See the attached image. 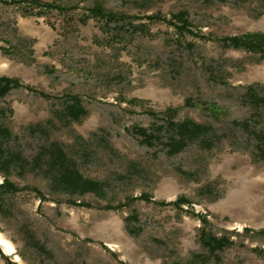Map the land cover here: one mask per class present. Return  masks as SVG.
<instances>
[{
  "label": "rangeland",
  "instance_id": "374dc122",
  "mask_svg": "<svg viewBox=\"0 0 264 264\" xmlns=\"http://www.w3.org/2000/svg\"><path fill=\"white\" fill-rule=\"evenodd\" d=\"M40 1L62 9L0 0V76L21 84L0 97V183L19 188H0V264L185 261L206 252L201 216L232 241L220 264H264V105L245 97L264 96V56L220 40L264 34V0ZM168 108L207 132L171 153L151 115ZM51 144L96 188L53 181Z\"/></svg>",
  "mask_w": 264,
  "mask_h": 264
},
{
  "label": "trees",
  "instance_id": "16d2710c",
  "mask_svg": "<svg viewBox=\"0 0 264 264\" xmlns=\"http://www.w3.org/2000/svg\"><path fill=\"white\" fill-rule=\"evenodd\" d=\"M18 2L30 3L33 7H38L39 9H62L58 5L48 2H41L40 0H18ZM88 11L95 16L102 17V19H104L106 22L118 21L121 19H128L129 24H131L132 22V17L117 16L114 13L105 12L103 7L99 4H94L92 7L88 8ZM146 18L161 19L162 17L159 15H150L146 16ZM172 19L178 20V22L182 24V28L184 30H189L188 20L184 12L173 14ZM167 22L172 21L169 20ZM220 40L224 45L234 48H243L251 52L259 53L261 56H264V34L262 33L250 32L240 35L226 36L221 38ZM20 85L21 84L19 83V80L16 78L0 76V97H3L5 94H7L9 90H11L12 88L19 87ZM246 96L250 97V100H252L251 102L256 105H264V96L257 95L252 85H248L246 87L245 97ZM72 99L75 101V103H77V96L72 97ZM189 104H191L190 98H187L184 102V105ZM207 109L213 111L214 113L217 112V108H215L211 104L207 106ZM76 110L78 112V109ZM175 111V108H168L161 113V116H158L154 112L151 113V115L155 118V121H162V123L159 124V127L162 128V130H164L165 128L171 133L167 140V146H169L168 148L171 153H175L182 150L185 146L188 145L189 142L193 140L194 137L203 136L207 132V127L203 124L195 123L190 120H173L171 113ZM79 112L82 113V111ZM70 114L73 116L77 115L74 110L71 111ZM235 123L240 124L243 128H247L246 121H243L241 123L235 121ZM135 132L142 137V142L151 145L154 140V138L152 139V136L156 131H154L153 129H146L144 127H136ZM253 134L258 140L257 147L262 148L264 146V131H254ZM8 135V130L0 124V137H6ZM156 137L157 136L155 135V138ZM49 147H51L49 154L50 161L47 169L50 172V175L53 177V181L59 180L69 184L70 186H80L77 184H81V188L80 190H78V194H80V191L83 192L96 188L97 184L94 181L83 178L81 176L74 164L67 159L66 154L60 146H58L57 144H51ZM0 188L6 189L8 191L19 190L18 187L9 182L7 179H4V181L0 183ZM74 188L75 187H72L71 189ZM201 221L202 226L198 230V237L201 246L206 250V252H193L187 257L185 261H172L168 263L164 262L162 264H220L219 253L224 248L231 245L232 241L229 239L228 236H217L215 233L207 229L209 221L206 219V217L201 216Z\"/></svg>",
  "mask_w": 264,
  "mask_h": 264
},
{
  "label": "bare ground",
  "instance_id": "6f19581e",
  "mask_svg": "<svg viewBox=\"0 0 264 264\" xmlns=\"http://www.w3.org/2000/svg\"><path fill=\"white\" fill-rule=\"evenodd\" d=\"M264 24V19L262 20ZM234 190V189H233ZM246 193V192H245ZM233 194V192H232ZM233 196V195H232ZM246 196V195H245ZM261 200V199H260ZM0 248L6 253H13L14 252V245L13 243L2 233L0 232ZM14 258L19 260L18 255H15Z\"/></svg>",
  "mask_w": 264,
  "mask_h": 264
}]
</instances>
